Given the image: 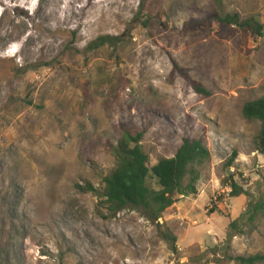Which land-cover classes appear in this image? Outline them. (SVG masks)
Returning a JSON list of instances; mask_svg holds the SVG:
<instances>
[{
    "label": "rangeland",
    "instance_id": "1",
    "mask_svg": "<svg viewBox=\"0 0 264 264\" xmlns=\"http://www.w3.org/2000/svg\"><path fill=\"white\" fill-rule=\"evenodd\" d=\"M229 15L240 25L215 22ZM249 24L264 26V0H0V264L264 254V213H248L264 204L261 124L242 114L264 96V31L253 39ZM102 36L114 45L95 49ZM124 128L144 131L150 167L185 138L209 149L197 194L158 221L106 210ZM232 182L246 194L232 197Z\"/></svg>",
    "mask_w": 264,
    "mask_h": 264
},
{
    "label": "trees",
    "instance_id": "2",
    "mask_svg": "<svg viewBox=\"0 0 264 264\" xmlns=\"http://www.w3.org/2000/svg\"><path fill=\"white\" fill-rule=\"evenodd\" d=\"M215 22L223 26L240 25L237 16L230 15L225 18L216 16ZM263 31L264 26L260 24H249L247 30L253 39L263 37ZM94 44L95 49L114 45V38L102 36ZM175 67L178 69L176 65ZM193 87L199 94L205 97L211 96V93L200 83L194 82ZM242 114L247 120L260 122L261 127L255 146L257 152L264 157V96L244 104ZM143 137L144 131L124 128L117 141L114 149L116 167L103 180L102 198L110 216H115L129 207L141 210L151 221H158L175 205L177 197L197 194L200 170L210 160V152L204 141L185 138L174 157L162 159L155 166L150 167L149 157L142 145ZM236 155L234 154V157ZM149 179L156 180L157 189H150L147 186ZM230 188L232 197L246 194L245 190L234 182L230 184ZM79 189L94 191L92 187L89 189L79 187ZM248 213L251 219H255L256 216L264 213V204H256ZM236 224L237 222H232L230 228H234ZM235 260L240 264H263L264 254L237 257Z\"/></svg>",
    "mask_w": 264,
    "mask_h": 264
}]
</instances>
